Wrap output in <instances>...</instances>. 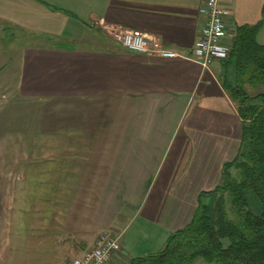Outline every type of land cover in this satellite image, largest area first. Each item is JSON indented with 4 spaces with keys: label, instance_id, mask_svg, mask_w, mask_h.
Returning <instances> with one entry per match:
<instances>
[{
    "label": "crops",
    "instance_id": "1",
    "mask_svg": "<svg viewBox=\"0 0 264 264\" xmlns=\"http://www.w3.org/2000/svg\"><path fill=\"white\" fill-rule=\"evenodd\" d=\"M205 1L0 0V29L29 40L17 95L0 103V258L72 264L111 231L123 247L111 264H128L162 251L200 199L213 206L202 194L241 147L244 119L226 87L235 65L205 68L110 39L139 31L188 53ZM219 1L232 40L264 19V0Z\"/></svg>",
    "mask_w": 264,
    "mask_h": 264
},
{
    "label": "trees",
    "instance_id": "2",
    "mask_svg": "<svg viewBox=\"0 0 264 264\" xmlns=\"http://www.w3.org/2000/svg\"><path fill=\"white\" fill-rule=\"evenodd\" d=\"M236 29L225 65H235L234 83L226 85L243 116L238 156L224 166L214 190L213 206L199 200L187 226L173 232L164 249L128 264H264V89L251 95L248 86L264 88V44L257 40L261 23ZM235 172V173H234ZM256 195L261 213L250 209Z\"/></svg>",
    "mask_w": 264,
    "mask_h": 264
},
{
    "label": "built area",
    "instance_id": "3",
    "mask_svg": "<svg viewBox=\"0 0 264 264\" xmlns=\"http://www.w3.org/2000/svg\"><path fill=\"white\" fill-rule=\"evenodd\" d=\"M205 17L199 39L192 50L182 53L166 47L159 39L143 32L132 30H115L112 35L115 42L126 50L148 55H160L163 58L185 57L209 68L217 59L224 60L229 56L232 39L226 17L228 11L219 0H206L200 9ZM120 234L111 231L98 236L94 246L82 256L73 260L72 264H111L122 251Z\"/></svg>",
    "mask_w": 264,
    "mask_h": 264
},
{
    "label": "rangeland",
    "instance_id": "4",
    "mask_svg": "<svg viewBox=\"0 0 264 264\" xmlns=\"http://www.w3.org/2000/svg\"><path fill=\"white\" fill-rule=\"evenodd\" d=\"M111 32L110 39L115 41ZM0 37H7L6 40L0 45V103L9 104L5 102L9 98L17 95V77H18V66L20 64L21 55H19V50L23 45H26L29 42L26 39L25 35L16 30L14 27H9L2 30L0 29ZM6 43V44H4ZM231 72V70H230ZM234 74V72H233ZM262 87H252L248 86V90L251 95H256L258 92L262 91ZM235 173V172H234ZM216 196V195H215ZM261 202L257 199L256 195H252L250 198V209L256 213L259 211V214L262 210ZM261 209V210H260ZM119 234V232H113ZM122 240V239H121ZM15 250V249H14ZM13 250V251H14ZM19 259V260H18ZM0 264H33L31 254H26L23 256H17L16 253H8V258H0ZM196 264H209L206 261L199 259Z\"/></svg>",
    "mask_w": 264,
    "mask_h": 264
}]
</instances>
